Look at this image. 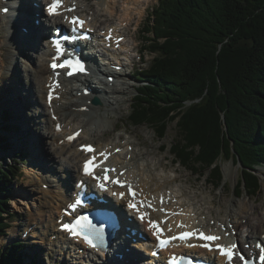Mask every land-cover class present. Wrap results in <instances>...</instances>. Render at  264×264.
<instances>
[{
	"label": "trees",
	"instance_id": "trees-1",
	"mask_svg": "<svg viewBox=\"0 0 264 264\" xmlns=\"http://www.w3.org/2000/svg\"><path fill=\"white\" fill-rule=\"evenodd\" d=\"M144 26L142 49L154 59L136 73L129 123L160 140L175 123V164L219 189L220 162H240L235 190L256 197L255 170L264 167V0H158ZM9 164L0 166V237L13 218ZM20 251L19 244L4 249L0 264H25Z\"/></svg>",
	"mask_w": 264,
	"mask_h": 264
},
{
	"label": "bare ground",
	"instance_id": "bare-ground-1",
	"mask_svg": "<svg viewBox=\"0 0 264 264\" xmlns=\"http://www.w3.org/2000/svg\"><path fill=\"white\" fill-rule=\"evenodd\" d=\"M35 1L38 2V0ZM89 1L90 2H88V0H79V8L83 10V8H85L86 6L94 7V18L90 22L92 26H100L99 19H101L102 17L111 18L119 16L117 6V3L119 2H117V0ZM26 2L33 3L32 0H26ZM149 2L150 0H124L122 5V13H120L121 15L118 18H116L118 24L108 26L107 30L109 28H113L115 32H117L118 30H122V27H124L123 25H127L131 21L132 15L134 13L141 17L144 8H146V4ZM1 9H3V7L0 4V11ZM39 10L40 9L37 8L33 11L31 9V6L28 5L27 15L20 18V20L13 22H11L10 16L12 14L14 15V12L9 11L8 15H1L0 13V32L3 33L1 37L3 36L4 39L3 45L2 43L1 45L5 47V53L3 54V57L0 61L1 68L5 67L7 71H10L12 69L16 76V73H18V66L16 62H14V58L12 56L18 54L20 49L21 51L24 50L22 46H19L22 40L24 41V44L30 45L31 51L27 50V56H29V58L32 60V65H29L28 68H25V70L29 74V82L31 86L29 93L25 92L22 95H18L20 92L18 93L16 91L17 85H13L12 88H5L6 92L8 91L6 93V99L9 102L10 108H7L6 102L3 101L5 102L3 111L6 114L5 115L3 113L4 117L6 118L5 120L3 119L4 122L6 121L5 125L3 126L5 132L4 137L8 139L9 137L6 136V134L8 133L10 135L18 136L31 133L30 125H28L29 119L25 116L24 110L26 109V107H28V109L29 107H32L33 109L39 111V114L37 115L36 113V116L39 117V123H42L43 126L45 125L46 130L42 138L34 135L32 136V138H30V140L27 139V141H30V149L33 150V159L35 161L38 160L39 162L44 164V167L47 169H51L50 164L47 163V160L49 162L58 164V167L56 168L57 173L54 175L55 179L52 180V182L48 183L46 179L36 182V184L38 185L37 190L45 182L50 185L52 194L49 191L41 192L44 195V198H47L48 196L51 197L48 202H52V199L56 197H58L59 200L55 202L54 209L48 207V202H41L40 205L35 209V214H33V219L31 221L35 222L38 220L39 222L37 223L39 226L31 232L34 233L33 237L40 239L44 236L48 239L51 233V235L57 233V230L54 229V222L57 218L56 212H58L60 200H63V203H65L68 199V195L73 191V185H71L70 188H65L64 186L68 184L70 180L77 178L79 174L78 168H80L78 163L83 157L82 154L76 149L75 143L69 144L65 141V137L72 134L70 130L75 125L78 126V124H76L77 121H79V124H83V126L85 127V130H83L80 135V141L95 144L98 147L99 151L106 148H111V150L116 148L122 149V152L118 154L116 153V155L111 158L110 162L113 166L116 167L117 165H121V170L126 169V173L124 176H126V178L131 180L133 183L135 182L139 184L143 189V193L156 194L157 196L163 194L166 196L167 192H169L171 200H177L176 203H171V207L175 211H178L179 208H184V212L189 216V221L196 222V220H198L200 221V223H210L211 220H215L214 222L216 224L219 223L218 229H220L221 226L227 227V232L230 231L229 226L233 230L237 229V238L239 239L243 237L247 238V240H256L261 235H264L263 222L257 224V226L254 228V232L252 230V226H250L252 223L249 225L247 224L248 220L256 209L252 201H243L240 204L235 203L236 208L229 206L227 211H224L225 213L222 215V219L218 218V216H220L219 213H217L216 218L213 217V219H207L203 211L200 210V207L203 204L212 205V201L206 196L203 199H198L196 196L190 195L191 193H186L183 189L174 190L172 187V183L177 179L176 176L172 177L170 175L163 176L155 174V171L158 170L159 167L168 169L167 165L162 164V160H165V158L155 164L146 161L145 158L147 156H156L158 150L154 151V148L152 149L150 146L147 147V145L146 148L145 146L143 147L144 150L140 149V143L138 144L137 142V134L132 132L127 126H124V134L118 135L117 140L113 139L111 141H106L105 143L93 142V139H91L92 135L90 134L91 131H93L94 134H97L98 132L100 133L101 131V135L103 136L106 133L107 135H110L113 131L117 130V121H120L123 118L122 111L124 110L123 105L125 103V99L122 97L123 95L128 93L130 86L126 82V80L128 79V73L125 69L124 74L122 75H116L113 73V71L115 70V66H122L123 68L126 67L125 63L121 61L119 52L114 51L108 53V56H110L111 59L115 58V62H110L109 72L107 74L105 73L106 75L103 76V80L99 82L100 84L98 85V89L96 87H93L92 83H89V81L83 79L80 76H76L69 81L64 82V90L61 92L60 100H55L52 102L54 114L59 115L60 120L53 122L51 119H49L47 115H49L50 109L46 104L47 89L45 85L49 83V80L46 76L48 73L46 57L51 54L49 50L45 49L44 45L40 42V39H37L35 37L34 44L28 43V40L32 39L29 35H31L33 31L39 30L40 32L43 31V34H46V28L48 29L49 26L56 25L58 23V18H43L41 19V21H43V24H41L39 27H35L33 23V21L36 19L35 14H37V12L40 15L44 14L43 11ZM10 23L15 24L16 27L21 26L26 28L28 30V37H26L23 32L17 33L15 29L16 27H13ZM4 33H6V35ZM106 34L107 33H105L104 36ZM131 41H134L133 37ZM11 42H15V44H12ZM124 42L125 43L123 44L121 50L128 54H130L132 50L135 51L137 49H141V46L135 43V41L129 42L127 45V42ZM131 44L132 46H128ZM126 56L133 57L134 55L131 53L130 56ZM110 76L115 78V81L112 84L110 83V81H108V77ZM5 77L6 76L4 74L0 73V78ZM10 82L12 83V80ZM80 85H82L83 87H81ZM87 87L92 88V97L94 96L99 99L98 104H91L89 102L90 99L86 98L83 95V89ZM79 92L81 93L80 95ZM57 122H62V124L64 125L62 133L55 131V125ZM106 123L111 124L110 130H106V128L108 127ZM6 124L10 126V129ZM36 125H38V123H36ZM14 127L15 130L13 132H10V130H13ZM42 145H48V152L46 154L42 152ZM158 148L160 150V147ZM124 151L125 153H123ZM127 156H130V158L128 159ZM173 170V172H178V170L176 169ZM57 176H59L58 179L56 178ZM194 198L195 200L202 199L203 203L201 205L198 204L194 200ZM113 205L115 207H118L120 206V203L113 202ZM46 214H48L47 217H45ZM241 214L243 215L241 216ZM203 216H205L204 220H202ZM57 235L61 237L60 233H57ZM58 236V240H63ZM1 239H4L6 241V238ZM128 240V238L124 239L123 246L128 248L132 246L133 248H135L133 250H130V253L127 252L123 254L124 259L121 261L112 258L114 259L115 264H122L125 262V260L131 261L132 258H134L136 255H140L139 249L137 248L141 246L132 245L131 242H128ZM51 244H54V242ZM117 248L121 249L122 247ZM113 251H115L114 248ZM146 254L148 256L149 253L147 252ZM208 257L210 258L211 254H208ZM148 258L149 259H147L146 263L142 262L141 264H152V261L150 260L152 258L149 256ZM219 262H221V260H219ZM78 263L84 264V262L82 261Z\"/></svg>",
	"mask_w": 264,
	"mask_h": 264
},
{
	"label": "rangeland",
	"instance_id": "rangeland-1",
	"mask_svg": "<svg viewBox=\"0 0 264 264\" xmlns=\"http://www.w3.org/2000/svg\"><path fill=\"white\" fill-rule=\"evenodd\" d=\"M32 1L37 2L35 0ZM123 1L124 0L122 1L117 0V2H119L117 3L119 8L118 10L119 15H121L120 13H122L121 6ZM88 2L90 1L88 0ZM157 2L158 0H150V2L146 4L145 6L146 8H144L141 17H139L136 13H134L132 16L133 20L131 23V27H129V29L127 30V35L132 37L134 34L135 26L137 25L136 26L137 28L140 27L138 32L139 38L137 39L138 41L137 44L139 46L142 45L141 36L143 37V34L141 32L145 27L144 25L145 22L147 21L148 12H150L149 10H151V8L155 6ZM102 18L99 19V21H101ZM111 20L115 21L116 17H112ZM1 35L2 33L0 32V38ZM1 43L3 45V42L0 39V61L5 52V48L4 46L1 45ZM28 51H31L30 45ZM148 54L149 51L144 50V57L142 60L143 62H146L145 65L142 64V61L140 62L138 61V59H136L135 60L136 64L134 66L129 65V67L126 68L129 77L128 81L126 80V82H128L127 84H129L130 89L128 93L123 95L122 97L125 99V103L123 105L124 110L122 111L123 118L120 121H117L116 128L119 131L116 130L115 132H112L110 135L109 134L107 135L106 133L104 134V136L101 135L102 134L101 131L100 133L98 132L97 134L90 132L94 134L92 135V138L99 143H104L105 141H110L113 139L115 140L117 135L123 132L122 130L124 126H127L132 132L137 134L136 135L138 137L137 142L138 144L140 143L139 144L140 149L144 150L143 147L145 146L146 148L147 145V147L150 146L152 149L154 148L153 149L154 151L158 150L156 156H147L145 158L146 161L155 164L158 161H161L162 159L165 158V160H162V164L167 165L168 169H163L162 167H159V169L155 171V174H159L163 176L170 175L172 177L176 176L177 179L172 183L173 185L172 187L174 190H178L179 188H188L192 195H195L196 197L198 196L197 197L198 199L199 197L203 199L206 196L212 201L213 203L212 205L203 204L200 207V210L203 211L207 219H213V217L208 218L207 216V215L211 216V214L213 213H215L216 216L217 213H219L220 216L223 217L222 215L225 213L224 211H227L229 206L236 208L235 203L240 204L243 201L245 202L252 201L255 205V208L256 206H258L259 207L258 210L255 209L253 213L255 215L252 218L250 217L247 223L248 225L252 223L250 226H252V230L254 232L255 230L254 228L257 226V224H260L262 222L264 224V213L262 212L264 211V167L261 168L259 167L255 170L256 176L258 177L259 181H261V189L257 193L256 197H251L249 193L246 194L244 193V191L242 195L237 194L235 188L237 186V183L241 179L242 166L240 162L233 160H229V161L222 160L220 162L221 172L223 177L222 187H220L219 189H215L212 184H209L207 182L206 175L200 176L197 174H192L190 171L186 170L185 168L173 162L174 158L173 155H171L170 153V147L172 142L176 139V130L174 128L175 123H171L168 125L165 138L163 140H160L156 137L154 132L148 127L146 126L135 127L128 122V117L131 111V104L133 102L134 96L136 95L135 89L138 88V83L135 80V72H137L138 70H140L145 66H149V67L151 66V62L153 61L154 57H152L153 55L148 56ZM12 57L14 58V62H16L18 66V73H16V76L12 69L10 71H7L5 70L4 67L1 68L0 65V73L6 76L5 78H0V115L1 114L3 115L5 102H6V107L10 108L9 102L6 99V93L8 92V91L6 92L5 90L6 87L12 88L13 85L14 86L17 85L16 91L18 93L20 92L18 95H22L25 92L29 93L31 87L29 82V74L25 70V68H28L29 65L30 66L32 65V60L29 58V56H27V49L24 48L23 51H21L20 49L19 54H16L15 56ZM11 80L12 83L10 82ZM36 113L38 114L39 111L33 108L28 109V107H26V109L24 110V114L29 119L28 125H30L31 133H28L26 135L22 134L19 136L10 135L9 133L6 134V136H8L9 138L6 140L4 139L5 145L2 146V149H0V166L6 168L7 165H10L9 163H12L14 166L12 171L13 173L16 174V176L13 177L14 179L11 180L9 191H7V193L5 194V198L8 200L9 211L12 213L13 218L11 221V228L7 230V236H5L6 241L4 239H1L4 237L2 236L0 237V251L4 248L7 247L9 248V246H11L12 244L22 243L24 245L21 246L22 249L19 253L20 254L22 252L24 253V258H23L24 263H28L30 260H32V258H35L36 262H39L40 264H69L68 260L65 258L63 259L62 254L58 253L59 248L55 246L53 247L51 244L52 242H50L49 244V241L52 240L51 238H49L52 236L51 234L49 235L48 239L45 238L44 236L40 239H37L36 237H33L34 233L29 234V236L25 240L20 238V235L28 225H34L35 223L38 222V220L35 222L31 221L33 219L32 218L33 214H35V209L40 205L41 202H48V200L51 199L49 196L47 198H44V195L41 193L42 187L41 188L39 187V189L37 190L38 185L36 184V182L39 180L43 181L45 180V178L41 177L40 175V173H43V171L40 169L41 164L38 160L35 161L33 159V150L30 149V143H29L30 141H27V139L30 140V138H32V136L34 135L42 138L44 133L46 132L45 125L43 126V124L39 122H38L39 127L38 125H36L35 122L36 120L38 121L39 119V117L36 116ZM2 119L3 118H0V135L2 134V137L6 138L4 137L5 134L4 127L3 130H1L2 124L4 126L6 121L4 122V120ZM76 124H78V126L81 125L79 124V121H77ZM106 125L108 126L106 130H110L111 124L106 123ZM7 127L10 129V126L7 125ZM11 131L13 132L14 130H10V132ZM162 146L164 147V149L161 150L160 148L159 150L158 147H162ZM41 149L42 152L46 154L48 152V145H42ZM21 151L24 154L23 157L18 156L19 152ZM47 163L50 164V168L51 166H56V168L58 167L57 163L49 162L48 160ZM42 165L44 169L50 170L45 168L44 164ZM53 168L54 169H52V171L53 170L55 171V167ZM173 169L178 170V172H173L174 171ZM49 173L56 174L57 170L55 172H49ZM47 178L52 179L50 177ZM185 192L188 193L186 190ZM202 199L195 200L194 198V200L200 205L203 203ZM55 202H57V200L56 198H53L52 202L49 201L47 203L48 207L54 209ZM59 205H61V203ZM47 215L48 214H46L45 217H47ZM242 215L243 214H241V216ZM260 215L262 216L261 217L262 221L259 223L258 217Z\"/></svg>",
	"mask_w": 264,
	"mask_h": 264
},
{
	"label": "snow or ice",
	"instance_id": "snow-or-ice-1",
	"mask_svg": "<svg viewBox=\"0 0 264 264\" xmlns=\"http://www.w3.org/2000/svg\"><path fill=\"white\" fill-rule=\"evenodd\" d=\"M61 0H53L52 4L48 6V14L49 15H58L60 14L57 9L61 8ZM75 6L72 8L65 9V11L71 12L74 11ZM65 21L72 25L71 32L73 35H65L60 39H55L51 41V46L55 49V55L52 57V63L50 67L55 70L57 68L67 69L66 74L68 76H73L77 74L87 75V69L84 64L74 56L72 51H69L64 48L63 41H67L71 43L72 41L80 38H87L82 35H79V30L83 28L84 21L80 20L78 17H65ZM108 38H111L110 35ZM67 52V58L63 59L60 63H57L58 60H61V57L65 55ZM59 73H57L58 75ZM58 84L52 85L50 87H58ZM51 93H49V101L51 100ZM55 118V117H53ZM57 131H59V126H57ZM79 135V133L74 134L73 136H69L68 140L71 142L75 139V136ZM81 151L85 153H93L87 160L83 163V175L91 177L96 181V187L101 191H106V184L109 182V172H115V169H110L107 167H102L105 161L109 157V153L107 151L101 153H95V149L91 145H82ZM117 152L120 149H116ZM103 157V159H100ZM100 168L102 175L96 174V169ZM123 175V173H120ZM114 185H118L120 187L127 186L128 194L133 197L135 200L136 193L132 191V187L130 184L125 185L124 181H120L118 179H111L110 181ZM78 187L83 188L84 185L81 184ZM113 195L118 196L119 198H124V193H113ZM163 203V200H161ZM83 201L81 199L75 200L74 203L70 204L69 207L75 211L78 206H81ZM144 207H152L151 203L148 202L145 204L143 201L133 202L130 200L128 202V208L137 213V218L141 222H145L147 219V213L142 212L141 209ZM160 211L166 212L165 209L161 208ZM148 228L152 232V235L156 238L158 242V247L165 248L167 247L171 241L180 240L181 242H187L188 240L195 239L197 241H203V243L199 244H188V247L191 248H202L209 252H218L221 257L225 259V264H264V244L257 243L255 244V248L258 250V254L253 256H245L244 252L240 250L238 243L233 241L231 245L225 246L222 244L215 243L220 240L221 237L217 235H206L200 229H195L193 231L182 232L178 236H172L167 239H163L162 237V229L159 227L157 222L148 220ZM115 227L117 226V222L115 219L109 214L100 211L96 217V222L94 223L92 219L87 215H81L75 219L73 223H66L61 226L62 231L68 232L72 237L80 238L84 241V243L94 249L102 250L105 245V233L106 227ZM178 227H185V225H178ZM171 231V229H169ZM235 233H233L234 235ZM249 247L248 244L244 245V248L247 249ZM156 253H153L155 255ZM170 264H176L175 259L170 261ZM189 264H193L192 261H189Z\"/></svg>",
	"mask_w": 264,
	"mask_h": 264
},
{
	"label": "water",
	"instance_id": "water-1",
	"mask_svg": "<svg viewBox=\"0 0 264 264\" xmlns=\"http://www.w3.org/2000/svg\"><path fill=\"white\" fill-rule=\"evenodd\" d=\"M3 262V258H1V263Z\"/></svg>",
	"mask_w": 264,
	"mask_h": 264
}]
</instances>
